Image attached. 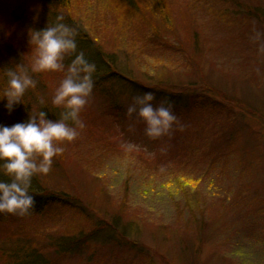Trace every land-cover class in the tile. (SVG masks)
Wrapping results in <instances>:
<instances>
[{
    "label": "rangeland",
    "instance_id": "obj_1",
    "mask_svg": "<svg viewBox=\"0 0 264 264\" xmlns=\"http://www.w3.org/2000/svg\"><path fill=\"white\" fill-rule=\"evenodd\" d=\"M105 1L107 21L94 23L123 81L94 85L85 127L44 174L69 204L0 218V242L28 239L49 264H264V0H165L162 22L139 23L146 36ZM17 21L0 4L2 42H30L34 18ZM50 75L54 94L63 78ZM145 92L154 107L171 98L178 118L160 138L127 114ZM62 239L72 242L58 250Z\"/></svg>",
    "mask_w": 264,
    "mask_h": 264
},
{
    "label": "clouds",
    "instance_id": "obj_2",
    "mask_svg": "<svg viewBox=\"0 0 264 264\" xmlns=\"http://www.w3.org/2000/svg\"><path fill=\"white\" fill-rule=\"evenodd\" d=\"M63 21L59 15L55 24L32 31L30 36V43L36 48L31 72L64 73L52 100L54 106L62 109L60 118L49 120L44 111H39L30 113L26 122L11 127L0 125V170L10 178V182L0 180V213L24 216L34 210L35 196L30 194L33 176L48 174L53 158L65 151L62 145L74 141L78 129L85 127L80 114L93 92L96 65L83 50L78 51V32ZM262 36L264 33L257 32V39ZM68 56L74 58L65 65ZM6 76L7 88L0 100H6L5 108L11 113L15 105L23 104L26 91L35 89L37 82L22 66L9 69ZM154 100L152 92L135 97L127 114L136 113L146 125V135L156 139L168 134L178 118L171 103L154 107ZM40 102L44 103L43 98Z\"/></svg>",
    "mask_w": 264,
    "mask_h": 264
},
{
    "label": "trees",
    "instance_id": "obj_3",
    "mask_svg": "<svg viewBox=\"0 0 264 264\" xmlns=\"http://www.w3.org/2000/svg\"><path fill=\"white\" fill-rule=\"evenodd\" d=\"M92 1L98 3L97 7H94V5L91 6V0H0V4L8 8L9 16L14 22L18 23L17 19L20 20L29 17L34 18L35 24L23 23L32 31L43 30L46 26L55 24L56 17L62 15L64 17L63 22L75 28L78 32V51L83 50L90 62H93L96 65V72L93 74L94 85L108 81L122 82L123 80L121 79V75L115 70L117 66L114 62L116 57L113 53L104 50L103 33L97 30L98 26L94 23L98 21L96 18L103 17L108 2L105 0ZM138 1L140 2L135 6L132 0H113L114 6H112V11L113 15L116 16L117 23L123 24L125 21L131 22L132 19H134V25L131 27L134 35L136 36L142 32L146 36L147 25H140L139 23L142 21L143 23L145 22L149 25L148 22L144 21L147 18L156 26L157 23H160L159 20L161 21V19L157 16H159V14L161 17L165 16L164 8H166L167 4L165 3V0ZM121 4H125L126 6L120 8ZM199 5H201L200 0H198V6ZM148 11H150L149 18L146 14ZM258 15L260 20L264 23V12L261 11ZM104 20L107 21L106 15H104ZM153 24L152 27L154 26ZM149 27L151 28V25ZM126 29H130V24L127 25ZM16 30L19 29H15L14 33L17 32ZM121 39H123L122 35H120V40ZM155 39L156 37H151V40ZM107 40L108 39L104 40V42H107ZM26 46H30V42L28 40H24L23 38L18 41L15 37H12L11 39L8 38L3 42L0 38V98L3 97L4 90L7 88L8 78L6 73L9 69L18 70V66L25 67L29 69V74L37 82L35 89H29L26 91L24 97L22 98L23 104L15 105L11 113H9L5 108L6 100H0V125L3 126L11 127L17 123L26 122L30 113L38 114L39 111H44L47 114L46 118L49 120H56L60 118L62 109L54 106L52 103L55 92L53 94L52 84L49 82L51 72H31V64L35 58V54L32 52L29 54L23 53L22 50L25 49ZM17 50L19 53H15ZM73 58L74 56L66 57L64 61L65 65L70 64ZM7 62H10V65L7 66ZM56 73L60 75V79L64 77L63 72ZM123 77L126 78L125 82L134 87L137 86L136 88L140 87L141 84L138 83V87L134 80L125 75ZM59 84L60 82L58 81L57 87ZM94 93H92V95ZM41 98H43L46 104L45 102L43 104L40 102ZM111 102L112 101L109 103ZM169 103H171V98H167L165 106ZM29 107L32 112H27ZM114 112L115 110L111 109L107 112V114L110 115ZM79 130L80 129H78V132ZM68 144L69 143H65L62 145L65 148L63 154L53 158L51 170L60 166L62 158L63 160L65 159L66 148L69 147ZM0 180L10 182V178L4 175L2 170H0ZM47 186L48 184L44 178V174L34 175L30 189V194L35 196L36 203L34 210H30V212L24 216L8 213L5 215L0 214V218H8L10 221L16 217H30L31 215L37 216L45 212L48 207H52L53 205L58 204L66 206L69 204H67L64 200V194H55V192L50 191ZM38 194L39 196L44 194H47L48 196L45 199H40ZM68 196L69 195H65V197L71 201V198ZM76 204H74V206ZM71 242L72 240L67 241L62 239L61 241H56L55 244L52 245L55 246L56 249L61 250L62 248L67 247ZM30 244L32 243L28 239H17V241H13L11 247L6 248L3 246V242H0V264H49V262L46 263L44 261L41 251ZM73 245L74 243L71 244V247H73Z\"/></svg>",
    "mask_w": 264,
    "mask_h": 264
}]
</instances>
